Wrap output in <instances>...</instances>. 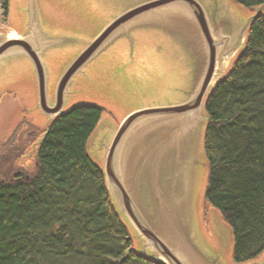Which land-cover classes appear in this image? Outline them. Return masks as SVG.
Masks as SVG:
<instances>
[{
  "label": "water",
  "instance_id": "obj_1",
  "mask_svg": "<svg viewBox=\"0 0 264 264\" xmlns=\"http://www.w3.org/2000/svg\"><path fill=\"white\" fill-rule=\"evenodd\" d=\"M16 1L21 10L12 16L21 18L22 28L0 33V94L27 65L45 130L67 110L79 74L91 86L102 82V72H112L121 82L140 74L154 76V55L174 59V71L180 70L176 79L187 83L182 97L142 105L116 128L100 121L87 141V153L100 167L139 254L162 264H223L202 248L194 224L198 167L202 162L207 167L204 103L241 52L264 4L242 18L234 0H70L87 13L88 21L45 28L38 0ZM88 25L97 27L92 37L84 33ZM66 47L59 54L70 55V60L54 80L50 58ZM172 82L168 89L177 85ZM44 137L32 145L29 157ZM244 264H264V252L262 259Z\"/></svg>",
  "mask_w": 264,
  "mask_h": 264
},
{
  "label": "trees",
  "instance_id": "obj_2",
  "mask_svg": "<svg viewBox=\"0 0 264 264\" xmlns=\"http://www.w3.org/2000/svg\"><path fill=\"white\" fill-rule=\"evenodd\" d=\"M234 1L248 12L264 4ZM0 6L11 19L8 0ZM204 110V199L231 232L233 261L257 260L264 252V11ZM103 112L80 104L54 118L24 176L11 165L28 143L0 145V264H162L136 251L87 153Z\"/></svg>",
  "mask_w": 264,
  "mask_h": 264
},
{
  "label": "rangeland",
  "instance_id": "obj_3",
  "mask_svg": "<svg viewBox=\"0 0 264 264\" xmlns=\"http://www.w3.org/2000/svg\"><path fill=\"white\" fill-rule=\"evenodd\" d=\"M38 2L41 21L45 28L46 26H58L57 24H63L62 26L80 25L82 24L80 18L88 21L87 13L78 9L77 5L70 0H38ZM235 12L243 18L246 15L245 12L248 11L246 8L237 5ZM95 18V16L92 17L90 23ZM21 28L22 25L18 24L13 16L11 19L10 16L4 20L0 19V33L10 32L11 29L18 33ZM85 28L84 33L88 37H92L97 30L95 25L92 27L88 25ZM66 50L67 47L56 50L58 52L50 58V63H53L50 73L54 80L62 71L63 66L70 60V55L59 54V52L63 53ZM154 59H156L154 76L140 74L133 80L127 77L126 79L123 78L121 82H117L112 76V72H102L99 74L102 82L91 86L81 81L86 77L82 73L79 74L71 88V97L66 108L80 104L97 105L104 109L101 123L106 122L116 128L128 113L142 107V105L166 104L180 99L182 97L181 92L187 83L184 81L180 83L176 79L180 76L178 75L180 70L176 67L174 71V59L164 54L154 55ZM22 65L25 67V71L20 75L17 74L14 78L15 81L9 83L0 94V145L11 138L18 141L19 146L28 143L24 153L26 156L14 161L11 168L22 170L21 165L23 164L32 170L35 163L32 159L33 152L30 157L28 155L32 151L31 144L45 127V121L35 108L36 85L34 76L27 65ZM176 65H178L177 62ZM174 72L177 76L170 78L169 76L173 75ZM164 82V90L159 92V85ZM171 82V85H177L174 88L170 86L168 89L167 84L169 85ZM174 89L177 90L172 92ZM111 132L110 128L108 133ZM201 164L203 165L198 167L199 178L194 193L196 236L208 255L219 258L223 264H236L232 258L231 232L219 218L217 210L206 203L204 199L207 167L204 162ZM133 246L138 248L136 239H133Z\"/></svg>",
  "mask_w": 264,
  "mask_h": 264
},
{
  "label": "flooded vegetation",
  "instance_id": "obj_4",
  "mask_svg": "<svg viewBox=\"0 0 264 264\" xmlns=\"http://www.w3.org/2000/svg\"><path fill=\"white\" fill-rule=\"evenodd\" d=\"M8 4H9V12L12 16V14L14 15V11L17 13L18 10L20 12L21 8H20V5H21V1H16V0H8ZM21 19V18H20ZM20 19H18L17 23L20 24ZM43 134L45 135L46 134V131L45 129L43 128L40 133H39V136L37 138H35L34 142L31 144L33 145L37 140L41 139V137L43 136ZM26 154L24 155H21L19 159L25 157ZM31 159V158H30ZM32 160V159H31ZM36 164V162L34 163ZM27 165V164H26ZM21 167L23 168L22 170H18L19 174H21L22 176L25 175V173H29L31 170L30 168H28L27 166H24L23 164L21 165Z\"/></svg>",
  "mask_w": 264,
  "mask_h": 264
},
{
  "label": "built area",
  "instance_id": "obj_5",
  "mask_svg": "<svg viewBox=\"0 0 264 264\" xmlns=\"http://www.w3.org/2000/svg\"><path fill=\"white\" fill-rule=\"evenodd\" d=\"M0 19L4 20L5 17L2 16V9H1V6H0Z\"/></svg>",
  "mask_w": 264,
  "mask_h": 264
}]
</instances>
